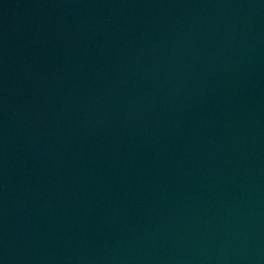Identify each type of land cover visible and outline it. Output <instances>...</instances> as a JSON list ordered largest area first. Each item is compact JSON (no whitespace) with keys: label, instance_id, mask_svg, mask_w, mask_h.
<instances>
[{"label":"water","instance_id":"obj_1","mask_svg":"<svg viewBox=\"0 0 264 264\" xmlns=\"http://www.w3.org/2000/svg\"><path fill=\"white\" fill-rule=\"evenodd\" d=\"M0 264H264V0H0Z\"/></svg>","mask_w":264,"mask_h":264}]
</instances>
